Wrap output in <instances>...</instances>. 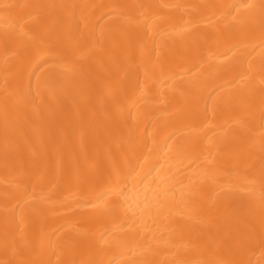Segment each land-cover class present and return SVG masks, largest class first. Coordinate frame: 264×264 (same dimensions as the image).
Instances as JSON below:
<instances>
[{
	"label": "bare ground",
	"instance_id": "1",
	"mask_svg": "<svg viewBox=\"0 0 264 264\" xmlns=\"http://www.w3.org/2000/svg\"><path fill=\"white\" fill-rule=\"evenodd\" d=\"M0 264H264V0H0Z\"/></svg>",
	"mask_w": 264,
	"mask_h": 264
}]
</instances>
